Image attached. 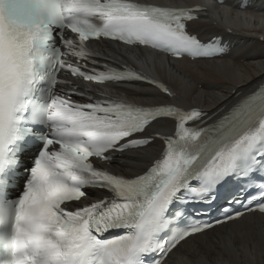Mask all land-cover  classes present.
I'll list each match as a JSON object with an SVG mask.
<instances>
[{
    "label": "snow or ice",
    "instance_id": "obj_1",
    "mask_svg": "<svg viewBox=\"0 0 264 264\" xmlns=\"http://www.w3.org/2000/svg\"><path fill=\"white\" fill-rule=\"evenodd\" d=\"M195 18L151 0H0V264H167L218 225L264 217V86L205 113L88 47L226 55L189 31ZM69 74L159 95L94 99ZM129 153L144 167L113 170ZM257 247L264 225L248 242Z\"/></svg>",
    "mask_w": 264,
    "mask_h": 264
},
{
    "label": "bare ground",
    "instance_id": "obj_2",
    "mask_svg": "<svg viewBox=\"0 0 264 264\" xmlns=\"http://www.w3.org/2000/svg\"><path fill=\"white\" fill-rule=\"evenodd\" d=\"M176 5H200L208 9L201 18L189 25V30L201 40L221 37L229 45L230 53L215 60L170 61L142 49L116 48L106 45L110 57L133 61L151 76L167 84L176 94L177 100L186 107L198 108L207 113L224 111L242 97L253 92L264 82V0H226L222 5L210 4V0H169ZM215 1V0H212ZM125 54V56H124ZM116 93L124 94L130 100L132 92H146L159 95L148 86L132 89L110 87ZM169 99V98H168ZM159 145L149 150L157 154ZM133 160H119L127 165L125 174H132L144 167L134 162L143 153H129ZM113 170L119 171L116 167ZM264 217L258 214L246 215L240 221L221 225L197 236L174 251L168 260L172 264H200L205 254L212 264H264V253L257 247L249 251L251 236L260 237ZM238 247L233 249L232 243Z\"/></svg>",
    "mask_w": 264,
    "mask_h": 264
}]
</instances>
